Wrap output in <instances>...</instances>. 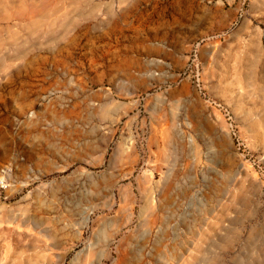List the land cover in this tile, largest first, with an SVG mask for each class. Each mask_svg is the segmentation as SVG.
<instances>
[{"label":"rangeland","instance_id":"1","mask_svg":"<svg viewBox=\"0 0 264 264\" xmlns=\"http://www.w3.org/2000/svg\"><path fill=\"white\" fill-rule=\"evenodd\" d=\"M0 264H264V0H0Z\"/></svg>","mask_w":264,"mask_h":264},{"label":"built area","instance_id":"2","mask_svg":"<svg viewBox=\"0 0 264 264\" xmlns=\"http://www.w3.org/2000/svg\"><path fill=\"white\" fill-rule=\"evenodd\" d=\"M10 187L9 183L7 182V179L5 176L0 175V190H8V188Z\"/></svg>","mask_w":264,"mask_h":264}]
</instances>
